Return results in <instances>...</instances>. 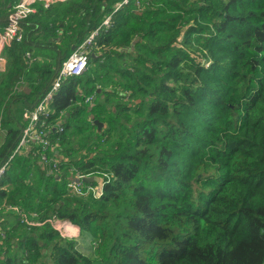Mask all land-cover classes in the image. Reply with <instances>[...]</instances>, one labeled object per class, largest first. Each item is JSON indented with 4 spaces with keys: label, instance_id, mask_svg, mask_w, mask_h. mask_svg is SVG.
<instances>
[{
    "label": "trees",
    "instance_id": "16d2710c",
    "mask_svg": "<svg viewBox=\"0 0 264 264\" xmlns=\"http://www.w3.org/2000/svg\"><path fill=\"white\" fill-rule=\"evenodd\" d=\"M119 1L34 3L2 50L0 166L95 32L49 104V146L17 152L0 180V264H264V0ZM76 173L101 180L78 194Z\"/></svg>",
    "mask_w": 264,
    "mask_h": 264
},
{
    "label": "built area",
    "instance_id": "2783aa9c",
    "mask_svg": "<svg viewBox=\"0 0 264 264\" xmlns=\"http://www.w3.org/2000/svg\"><path fill=\"white\" fill-rule=\"evenodd\" d=\"M62 2L66 0H11L10 2V13L7 17L6 23L4 27L0 30V62L3 59L2 50L4 46L9 45L12 42H19L23 37V32L19 24L25 19L31 12L34 11L33 4L41 3L44 7L49 6L54 2ZM129 0H121L114 5L115 9L121 8L123 5L127 4ZM136 5L139 3L136 1ZM109 17H106L102 25H108ZM95 32L90 34L85 40H83L71 53V55L61 64L58 73L55 79L52 82V85L48 92L37 102V104L29 110L26 117V124L22 130L21 136L19 138L18 145L13 153L9 156L7 161H5L0 166V180L2 179L5 170L7 168L8 162L13 158V156L19 152L20 150H28L30 151L31 144H38L43 149H46L49 146V140L47 138L48 132L45 130V119L47 115L50 113L49 104L52 101L53 96L59 90L62 82L69 77H76L83 73V71L87 67L88 55H89V47L92 42V38ZM2 55V56H1ZM29 58V53L26 54ZM93 100V96H88L85 99V102L91 104ZM40 161L47 168L48 161L45 153H40ZM90 177V175H80L76 173L73 176V181H71L68 186L72 188V190L78 194L82 193L81 181L83 178ZM92 177V176H91ZM101 179L99 178V181ZM99 189L97 187H87L86 192L91 191L94 195L99 194ZM2 207L0 208L1 211ZM7 210L13 211L16 213L21 221L26 222L29 225H38L40 222L30 221L27 219L26 215H24L17 207L8 206ZM50 225L57 230L62 236L65 237H74V233L69 232V228L71 225L69 222L65 220H59L55 216H52L46 219ZM74 227V226H73ZM0 236H2V232H0Z\"/></svg>",
    "mask_w": 264,
    "mask_h": 264
},
{
    "label": "crops",
    "instance_id": "0c3cea01",
    "mask_svg": "<svg viewBox=\"0 0 264 264\" xmlns=\"http://www.w3.org/2000/svg\"><path fill=\"white\" fill-rule=\"evenodd\" d=\"M1 3H3V2L1 1ZM7 6H9V4H7V5L5 3L3 5L0 4V30L4 27V25L6 23ZM3 59L4 60H2L0 62V71H3L6 67V60L4 57H3ZM0 140H1V137H0ZM73 233H74V237H77L78 233H79V229L77 227H75V230L73 231Z\"/></svg>",
    "mask_w": 264,
    "mask_h": 264
},
{
    "label": "water",
    "instance_id": "95a60500",
    "mask_svg": "<svg viewBox=\"0 0 264 264\" xmlns=\"http://www.w3.org/2000/svg\"><path fill=\"white\" fill-rule=\"evenodd\" d=\"M74 48V47H73ZM95 124L97 125V129L99 130L100 127L102 126L101 123L95 121ZM83 181L84 182H92V181H95V182H99V178L97 176H90V177H86V178H83Z\"/></svg>",
    "mask_w": 264,
    "mask_h": 264
},
{
    "label": "rangeland",
    "instance_id": "374dc122",
    "mask_svg": "<svg viewBox=\"0 0 264 264\" xmlns=\"http://www.w3.org/2000/svg\"><path fill=\"white\" fill-rule=\"evenodd\" d=\"M74 230H75V227L70 226V228H69V232L72 233ZM83 247H84L85 249L88 248V247H87V244H86L85 246H83Z\"/></svg>",
    "mask_w": 264,
    "mask_h": 264
},
{
    "label": "bare ground",
    "instance_id": "6f19581e",
    "mask_svg": "<svg viewBox=\"0 0 264 264\" xmlns=\"http://www.w3.org/2000/svg\"><path fill=\"white\" fill-rule=\"evenodd\" d=\"M19 26H20V24H19ZM80 174V173H79ZM80 175H82V174H80Z\"/></svg>",
    "mask_w": 264,
    "mask_h": 264
}]
</instances>
